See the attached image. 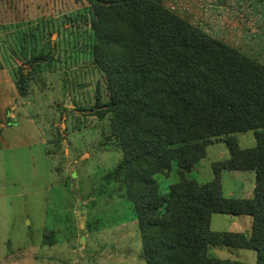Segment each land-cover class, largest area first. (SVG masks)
Instances as JSON below:
<instances>
[{
    "label": "rangeland",
    "instance_id": "1",
    "mask_svg": "<svg viewBox=\"0 0 264 264\" xmlns=\"http://www.w3.org/2000/svg\"><path fill=\"white\" fill-rule=\"evenodd\" d=\"M162 2L264 65V0ZM93 18L89 0H0V60L13 81L12 103L0 111V264H147L125 174L109 177L123 151L110 125L106 73L93 55ZM220 20L230 23L225 32ZM39 52L49 56L30 70L24 59ZM22 66L25 95L17 88ZM235 135L242 148L257 144L253 130ZM228 157L225 141L215 140L187 174L211 181L213 162ZM253 172L223 169L224 194L253 196L241 184ZM154 178L168 192L177 164ZM252 225L249 215H212L213 230ZM209 254L257 262L254 249L211 246Z\"/></svg>",
    "mask_w": 264,
    "mask_h": 264
},
{
    "label": "trees",
    "instance_id": "2",
    "mask_svg": "<svg viewBox=\"0 0 264 264\" xmlns=\"http://www.w3.org/2000/svg\"><path fill=\"white\" fill-rule=\"evenodd\" d=\"M89 2L93 55L106 73L110 125L123 151L109 177L125 174L146 263L249 264L209 254L219 246L254 249L255 264H264V65L162 0ZM48 56L39 52L23 63L31 70ZM18 73L17 88L25 95L28 73L23 66ZM250 130L257 144L242 148L235 134ZM219 139L229 157L213 162L215 178L201 183L189 177ZM173 163L178 179L162 192L154 175H167ZM223 169L254 171L253 196H226ZM214 213L249 215L252 229L213 230Z\"/></svg>",
    "mask_w": 264,
    "mask_h": 264
},
{
    "label": "crops",
    "instance_id": "3",
    "mask_svg": "<svg viewBox=\"0 0 264 264\" xmlns=\"http://www.w3.org/2000/svg\"><path fill=\"white\" fill-rule=\"evenodd\" d=\"M217 25H219L220 28H222V30H220V31L225 32L227 27L230 25V23L228 24L225 20H222V21L220 20L219 22H217ZM234 25H236V22H234ZM216 30L219 31V29H216ZM0 58H1V53H0ZM12 85H13V81H12V76H11V68L4 65L0 60V111H1L2 117L4 115V110L8 107V105H10L12 103V96H11ZM229 170L234 171L238 175L240 173H248V171H251V170H241V169H229ZM245 178H248L247 179L248 181H247V183H244V182L241 183L243 185V192H245L246 186L248 187L249 191L250 190L254 191V188H255V172L250 173V175L246 176ZM232 194L234 197H237V198L243 197V195H237L236 196V195H234V193H232ZM233 196H231V197H233ZM249 196H251V195H248L247 197H249ZM211 221H212V218H211ZM252 222H253V220H252ZM239 232H242V231H239ZM247 233H249V232H247Z\"/></svg>",
    "mask_w": 264,
    "mask_h": 264
}]
</instances>
